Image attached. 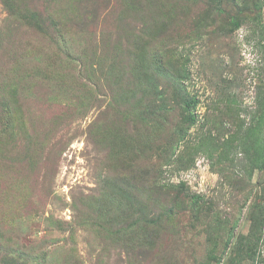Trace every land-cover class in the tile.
Listing matches in <instances>:
<instances>
[{
	"label": "rangeland",
	"instance_id": "obj_1",
	"mask_svg": "<svg viewBox=\"0 0 264 264\" xmlns=\"http://www.w3.org/2000/svg\"><path fill=\"white\" fill-rule=\"evenodd\" d=\"M224 1L0 0V264H262L264 0Z\"/></svg>",
	"mask_w": 264,
	"mask_h": 264
},
{
	"label": "trees",
	"instance_id": "obj_2",
	"mask_svg": "<svg viewBox=\"0 0 264 264\" xmlns=\"http://www.w3.org/2000/svg\"><path fill=\"white\" fill-rule=\"evenodd\" d=\"M212 11H215L214 14L218 15L223 12V7L227 5L226 1L224 0H212ZM239 3L237 0H231L230 2L228 1V5L233 6L234 8L238 9ZM243 12L241 8L237 10V13L230 18L229 21V26H231L232 30H236L239 28L242 20H243ZM197 103L195 98H191L189 100H186V108L190 109L195 104ZM188 124H193L195 119L193 116L189 115L186 118ZM264 126V120H261L259 122H256V126L253 129L249 130V137L248 138H253V150L255 151L254 159H253V164L254 166L259 169L258 171V176H257V182L256 185L258 187V191L254 194V201L251 202L246 206V210L244 213V217L246 221L250 223V229L252 232L259 233L261 230V227L264 226V208L260 207L257 205L256 200L259 199H264V137L262 136V129ZM179 192H182V186L179 187ZM247 197L252 196V191L248 192L246 194ZM192 199V213L195 216H198L201 208H203V199L204 197L200 195H192L190 197ZM256 199V200H255ZM178 200V196L176 197V201ZM207 209V208H206ZM208 210H211V207L209 206ZM213 214V213H212ZM214 215V214H213ZM216 219V217H215ZM214 219V220H215ZM145 225V228H150L154 232V224L156 223L155 221L152 222L153 227H149L148 221L143 222ZM156 232V231H155ZM231 230L228 231V236H230ZM254 235L251 234L250 237H253ZM231 238V237H230ZM229 238V239H230ZM233 238V236H232ZM254 242H259L258 239H254ZM257 250V246L253 247L252 244L248 241H244L243 238H239V240L236 242L235 249L233 248V253L235 256H239L240 258H247L251 259L254 257L255 252ZM262 264H264V259L261 260ZM231 263V262H230Z\"/></svg>",
	"mask_w": 264,
	"mask_h": 264
}]
</instances>
